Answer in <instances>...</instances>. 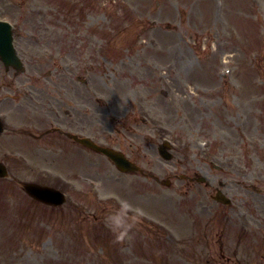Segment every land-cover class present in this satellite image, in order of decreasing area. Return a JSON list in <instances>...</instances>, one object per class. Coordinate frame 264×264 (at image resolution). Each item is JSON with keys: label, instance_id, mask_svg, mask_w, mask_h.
Returning <instances> with one entry per match:
<instances>
[{"label": "rangeland", "instance_id": "1", "mask_svg": "<svg viewBox=\"0 0 264 264\" xmlns=\"http://www.w3.org/2000/svg\"><path fill=\"white\" fill-rule=\"evenodd\" d=\"M0 19L35 98L0 107V264H264V0H0Z\"/></svg>", "mask_w": 264, "mask_h": 264}, {"label": "water", "instance_id": "2", "mask_svg": "<svg viewBox=\"0 0 264 264\" xmlns=\"http://www.w3.org/2000/svg\"><path fill=\"white\" fill-rule=\"evenodd\" d=\"M12 32L10 25L0 22V49H3L2 52H5V60L8 63L18 62L15 52L13 51L12 46ZM13 62L11 61V57ZM2 130V125L0 122V131ZM2 132V131H1ZM73 138L79 143L91 148L97 152L105 154L108 158H110L116 165L119 170L124 172H136L140 170V167H137L136 164L129 161L125 155L121 152H117L108 147L100 146L94 143L92 140L87 138H77V136H73ZM169 145L167 143L160 146L159 151L160 155H162L166 160L172 159V155L168 152ZM6 169L4 166L0 164V177L6 176ZM201 181H203L201 179ZM25 190L27 193L31 194L33 197L52 205H61L65 202L64 195L56 189L49 187H41L36 184H25ZM216 200L226 204L230 203V200L226 198L221 192L217 194L215 197Z\"/></svg>", "mask_w": 264, "mask_h": 264}, {"label": "flooded vegetation", "instance_id": "3", "mask_svg": "<svg viewBox=\"0 0 264 264\" xmlns=\"http://www.w3.org/2000/svg\"><path fill=\"white\" fill-rule=\"evenodd\" d=\"M21 58L23 60V56ZM24 73L19 72L14 67H7L0 59V107L12 96L18 102L24 99L25 94L30 99H35L32 93L25 88V82L22 77ZM42 137L40 136L37 139H41Z\"/></svg>", "mask_w": 264, "mask_h": 264}, {"label": "clouds", "instance_id": "4", "mask_svg": "<svg viewBox=\"0 0 264 264\" xmlns=\"http://www.w3.org/2000/svg\"><path fill=\"white\" fill-rule=\"evenodd\" d=\"M126 235V233L123 234H117V240L118 241H122L124 239V236Z\"/></svg>", "mask_w": 264, "mask_h": 264}, {"label": "bare ground", "instance_id": "5", "mask_svg": "<svg viewBox=\"0 0 264 264\" xmlns=\"http://www.w3.org/2000/svg\"><path fill=\"white\" fill-rule=\"evenodd\" d=\"M255 2H256V0H255Z\"/></svg>", "mask_w": 264, "mask_h": 264}]
</instances>
